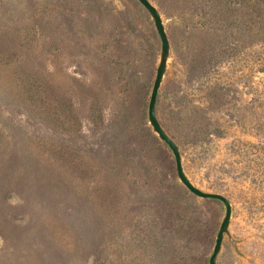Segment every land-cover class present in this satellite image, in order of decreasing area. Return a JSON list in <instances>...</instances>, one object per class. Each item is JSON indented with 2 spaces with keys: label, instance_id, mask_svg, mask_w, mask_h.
<instances>
[{
  "label": "rangeland",
  "instance_id": "1",
  "mask_svg": "<svg viewBox=\"0 0 264 264\" xmlns=\"http://www.w3.org/2000/svg\"><path fill=\"white\" fill-rule=\"evenodd\" d=\"M149 1L215 263L264 264V0ZM161 53L138 0H0V264H208Z\"/></svg>",
  "mask_w": 264,
  "mask_h": 264
},
{
  "label": "water",
  "instance_id": "2",
  "mask_svg": "<svg viewBox=\"0 0 264 264\" xmlns=\"http://www.w3.org/2000/svg\"><path fill=\"white\" fill-rule=\"evenodd\" d=\"M138 1L143 5V7L150 13V15L153 18L157 33L161 41V49H162L161 59L156 69V74L153 80V84H152V88H151V92L149 96V101H148V108H147L148 122L150 123L152 129L156 132L158 137L162 139L171 149L173 156H174V160H175L176 173L181 183L194 195L201 197V198H210V199L219 200L225 206V214L219 226V229L216 233L214 246H213L212 252L208 259V264H216L215 259L220 250L222 240H223V235L227 231V227H228L230 217H231V210H232L231 203L228 200V198L225 197L224 195L220 193L201 190L188 179V177L185 175L182 169L181 156H180L179 149L176 143L163 130V128L161 127L160 123L158 122L155 116V101H156V97L158 93V88L160 86L162 76H163L165 66H166V58L169 53V41L165 33L160 14L158 10L156 9V7L149 0H138Z\"/></svg>",
  "mask_w": 264,
  "mask_h": 264
}]
</instances>
